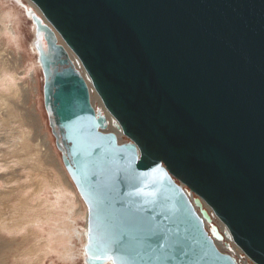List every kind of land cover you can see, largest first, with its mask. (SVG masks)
Masks as SVG:
<instances>
[{"label": "water", "instance_id": "obj_1", "mask_svg": "<svg viewBox=\"0 0 264 264\" xmlns=\"http://www.w3.org/2000/svg\"><path fill=\"white\" fill-rule=\"evenodd\" d=\"M29 1L85 263L264 264V0Z\"/></svg>", "mask_w": 264, "mask_h": 264}, {"label": "rangeland", "instance_id": "obj_2", "mask_svg": "<svg viewBox=\"0 0 264 264\" xmlns=\"http://www.w3.org/2000/svg\"><path fill=\"white\" fill-rule=\"evenodd\" d=\"M14 2L16 0L0 1V264H41L40 259L43 264H86L83 254L75 256L74 262L46 254L37 256L43 253L40 249L45 240L33 223L61 211L55 191L66 189L75 194L78 229L87 224L82 216L87 207L64 167L44 106L43 75L32 49L34 25L26 14V7L36 12L38 9L29 0H22L25 6L19 7ZM12 6H17L21 14L19 44L11 40L9 21L3 15V10ZM124 140L128 141L126 137ZM204 208L212 212L207 206ZM217 220L214 218L218 226ZM74 243L78 253L81 243L77 239ZM26 252L32 257L23 258L24 263H21L18 256Z\"/></svg>", "mask_w": 264, "mask_h": 264}, {"label": "bare ground", "instance_id": "obj_3", "mask_svg": "<svg viewBox=\"0 0 264 264\" xmlns=\"http://www.w3.org/2000/svg\"><path fill=\"white\" fill-rule=\"evenodd\" d=\"M15 4L18 7L21 6V5L24 6V4L22 3V0H16ZM31 5H32V3H31ZM17 6H12L11 9L3 10V13H5L3 15L5 16V19H7L9 21L8 33L10 34L11 40L17 41V43H18V41H20V38H21V32H20V27H19L20 20H21V18H20L21 14L19 15V13H20L19 10L18 9L16 10ZM37 12H39V11H37ZM27 13L28 12L26 11V14ZM59 41L62 42L60 38H59ZM32 49L34 50L33 45H32ZM66 49H67V51L69 53V56H70L71 60L75 64V66L80 68L81 71H83L78 58L72 53V51L69 48H66ZM34 52H35V50H34ZM33 80H35V79H33ZM35 83H37L36 80H35ZM91 99H92L93 106L96 109L99 108L103 113L106 114V117H107V120H108V126L104 130V132H115V133H117V135L119 137L120 143L126 142V140H124L125 136L122 135L121 131H119L117 126L113 123L112 116H110L109 113L105 110V108H104V106L102 104V101L100 100V98L98 97V95L94 91H92ZM67 192L68 191H66V189L64 191H62V190L61 191H55V193H56V201L58 202V204H59L58 207L60 208L61 211L57 210L58 213L56 212V214L53 217H50L47 220H43V218H41L39 220V222L33 223L34 226H37V230L39 232L38 234L41 237H43L44 240H45V243L43 244L42 248L40 247L41 248L40 250L43 253L38 251L39 252L37 254L38 257H39L40 254H42V256H43V254L44 255L46 254V255H50V256L52 255L53 257L56 256V257H58V259H60L61 261H64V262H74L75 261V258H74L75 256H77V255L81 256L82 254L85 256L84 251H82V247H84V244L86 242V231H87L86 227H87V224L82 226V228H79V229L76 228V226H78V225H77V219H76L77 218L76 217V212H74L75 211L74 208H76L75 207L76 202L74 201L75 194L70 192V191L68 193ZM53 193H54V191H53ZM191 197H194V195L191 196ZM202 205H203V207L207 206L203 202H202ZM207 207H208L209 210H211L209 208V206H207ZM82 216L86 219L85 221L87 223V212L84 215L82 214ZM214 218L217 220V218L215 216L213 217V220H214ZM23 219H24V217H23ZM220 222L221 221L217 220L220 232L223 231V234H224V232H226V235H227V232H228V236L225 237V235H224V239L223 240L227 241V243L221 244V242H220L218 244L219 249L222 252L233 254L235 256V258L237 259L238 264H241V261L239 260V256L243 258L242 259L243 261H248V259H245V257H244V256H246L244 254V252L233 242L227 227L222 222L221 223ZM2 229H4V228L2 227ZM35 233H36V231L34 232V234ZM28 234H30V233L28 232ZM23 236H25V235H23ZM74 239L79 240L80 243H81V249H80L81 251L79 250L78 253H77L78 247L74 243ZM40 242L42 243V240ZM225 244L229 245L230 250L224 249V245ZM34 245H35V243H34ZM23 252H24V250H23ZM29 256H31V254L29 252H26L25 255L22 254L21 256H18V259L22 260L21 263H24V259H31ZM40 263L43 264L41 262V259H40ZM25 264H30V263L27 262ZM33 264H36V263H33ZM37 264H39V263H37ZM250 264H252V262H250Z\"/></svg>", "mask_w": 264, "mask_h": 264}, {"label": "built area", "instance_id": "obj_4", "mask_svg": "<svg viewBox=\"0 0 264 264\" xmlns=\"http://www.w3.org/2000/svg\"><path fill=\"white\" fill-rule=\"evenodd\" d=\"M222 232V231H221ZM223 233V232H222ZM221 242V244H223V243H227V241H225V240H223V241H218L217 240V244H219ZM224 249H226V250H230V248H229V245L228 244H225L224 245ZM229 254H231V253H229ZM233 257H235L233 254H231ZM239 256V255H238ZM245 257V259H248V261H243L242 259V257H240L239 256V260L241 261V264H250V262H252L247 256H244ZM236 259V258H235ZM237 260V259H236ZM252 264H254L253 262H252Z\"/></svg>", "mask_w": 264, "mask_h": 264}]
</instances>
